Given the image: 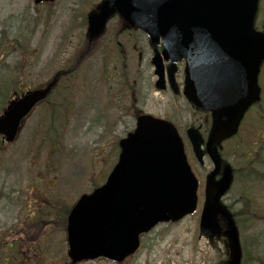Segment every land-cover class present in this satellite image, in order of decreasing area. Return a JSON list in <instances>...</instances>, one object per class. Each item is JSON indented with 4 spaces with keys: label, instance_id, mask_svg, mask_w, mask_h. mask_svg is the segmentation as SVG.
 <instances>
[{
    "label": "rangeland",
    "instance_id": "obj_1",
    "mask_svg": "<svg viewBox=\"0 0 264 264\" xmlns=\"http://www.w3.org/2000/svg\"><path fill=\"white\" fill-rule=\"evenodd\" d=\"M100 1L57 0L51 5H35L33 0H0V99L5 84L14 82L6 96L3 94L0 109L9 90L21 92L44 85L57 72L80 61L76 72L59 83L54 95L57 107L36 109L26 119L19 138L7 147L0 145V246L20 234L21 241H27L12 248L2 245L0 264L4 260L7 264H68L64 209L103 182V174H108L116 160V141L134 126L136 109L186 127L194 123L186 105L180 102L176 113L168 112L164 103L169 98L154 91L152 52L141 33L116 36L114 42H120L124 52L122 60L118 46L109 41L120 28L114 17L101 39L88 49L86 15ZM260 13L264 18V0ZM261 81L264 87V77ZM252 119V128L225 144L221 153L235 170L223 202L240 215L236 225L246 249L244 252L241 245L242 264H255V256H264V141L260 139L264 138V113ZM55 159L57 173L47 172ZM192 163L202 184L211 163L207 158L202 166ZM47 178L54 181L50 189L44 183ZM202 201L203 196L198 211ZM19 219L34 223L27 226L28 234L24 230L11 233V227L19 228ZM197 229L196 214L176 224H162L141 238L139 251L125 264L226 261V238L209 241L199 237ZM259 262L264 264V259Z\"/></svg>",
    "mask_w": 264,
    "mask_h": 264
},
{
    "label": "water",
    "instance_id": "obj_2",
    "mask_svg": "<svg viewBox=\"0 0 264 264\" xmlns=\"http://www.w3.org/2000/svg\"><path fill=\"white\" fill-rule=\"evenodd\" d=\"M41 1L54 0H35ZM258 0H107L88 19L90 36L97 34L116 10L130 26L145 32L162 52L152 59L163 80V60H185L184 95L195 109L209 112L212 127L206 151L215 165L207 177L200 231L219 233L218 216L227 221L229 261L239 264L241 251L234 223L220 198L228 189L230 169L220 180L218 157L212 152L235 134L242 114L258 95L256 74L264 59V36L253 30ZM44 90L28 92L10 102L0 116V135L14 140L21 120L43 99ZM196 157L202 140L188 132ZM121 154L104 185L82 195L67 219L71 264L105 258L122 262L139 246V236L163 222H176L195 211L198 183L175 128L149 115L137 118L135 130L120 142Z\"/></svg>",
    "mask_w": 264,
    "mask_h": 264
},
{
    "label": "flooded vegetation",
    "instance_id": "obj_3",
    "mask_svg": "<svg viewBox=\"0 0 264 264\" xmlns=\"http://www.w3.org/2000/svg\"><path fill=\"white\" fill-rule=\"evenodd\" d=\"M135 32H137L136 30L134 29H130L129 27L127 26H121L120 25V28L119 30L116 32L115 36H112L110 37L109 41L111 42V44H115L116 46H118V53H119V56L120 58L123 60L124 59V52L121 50V43L120 42H114V39H116V36L117 35H120L121 33H127L128 35H133ZM107 43L105 42V47H107ZM132 48H136V46H133ZM182 65V64H181ZM183 66V65H182ZM165 68H168V65H165ZM180 69H181V66L179 65V69L177 70V73H176V82H177V86L178 88L180 89L181 88V85H182V78H181V72H180ZM68 76H70V72L69 71H66V73L64 75H62V77L67 78ZM170 83L168 84L167 81H165V88L163 89L162 92H165L169 95V97L171 98V100H181V95L180 93H178V89H177V92L175 93L174 92V89L171 88V85ZM176 88V87H175ZM50 95V94H49ZM49 95L44 99L42 100L41 102L38 103L37 106L39 107H44L46 109H50L53 110L55 107H57V100H58V97H54L55 94H51L52 97H49ZM167 109L172 110L173 106L171 104L167 105L166 106ZM253 110V107L249 110L252 111ZM248 112V113H249ZM194 116H197L196 119L193 120V124L192 127H195L199 130L200 134L203 136V137H207L208 136V133H209V130H210V119H209V115H203V114H200V113H197V112H192ZM199 118V119H197ZM175 123H177L175 121ZM232 140L229 139L227 142H225L224 144H227L229 142H231ZM223 144V145H224ZM222 151H220L219 154H221ZM218 154V153H217ZM221 156V155H220ZM224 167V163H221V166L219 167V171H221ZM48 171L47 172H52V173H57V170H56V166L54 165L52 170H49V168L47 169ZM55 178V177H54ZM56 180H57V177L55 178V183H56ZM45 185L48 187V188H51L54 181L53 179L49 180L47 178V180L44 182Z\"/></svg>",
    "mask_w": 264,
    "mask_h": 264
},
{
    "label": "trees",
    "instance_id": "obj_4",
    "mask_svg": "<svg viewBox=\"0 0 264 264\" xmlns=\"http://www.w3.org/2000/svg\"><path fill=\"white\" fill-rule=\"evenodd\" d=\"M20 221H21V224H20V226H19V228H17V230L18 231H22V230H24L27 234H28V225H33L34 223L31 221V222H29V221H27V220H25V219H20ZM21 236H23V234H20ZM25 237H27L26 235H25ZM22 241H26L24 238H23V240ZM19 242V240H17L16 239V241H12V246H16V244ZM19 248V247H18ZM7 261V260H6Z\"/></svg>",
    "mask_w": 264,
    "mask_h": 264
}]
</instances>
